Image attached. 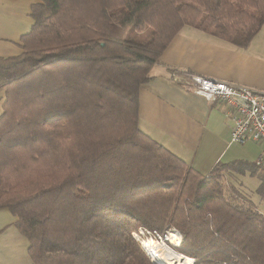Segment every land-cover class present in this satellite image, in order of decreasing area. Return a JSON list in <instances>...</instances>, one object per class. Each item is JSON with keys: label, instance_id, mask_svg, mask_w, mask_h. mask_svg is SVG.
<instances>
[{"label": "trees", "instance_id": "obj_1", "mask_svg": "<svg viewBox=\"0 0 264 264\" xmlns=\"http://www.w3.org/2000/svg\"><path fill=\"white\" fill-rule=\"evenodd\" d=\"M29 16L21 52L0 57V208L30 264H152L139 225L176 229L193 264H264V213L230 180L260 168L235 159L201 173L137 114L174 34L193 26L245 48L264 0H38Z\"/></svg>", "mask_w": 264, "mask_h": 264}, {"label": "crops", "instance_id": "obj_2", "mask_svg": "<svg viewBox=\"0 0 264 264\" xmlns=\"http://www.w3.org/2000/svg\"><path fill=\"white\" fill-rule=\"evenodd\" d=\"M37 1L0 0V57L21 52L20 38L33 24L30 7ZM173 73L264 90V24L245 48L196 27H182L153 65L151 79L139 87L138 126L185 163L207 173L217 161L245 158L252 145L242 148L229 141L231 123L221 108L175 81ZM14 220L8 209L0 208V264H30L28 239Z\"/></svg>", "mask_w": 264, "mask_h": 264}, {"label": "built area", "instance_id": "obj_3", "mask_svg": "<svg viewBox=\"0 0 264 264\" xmlns=\"http://www.w3.org/2000/svg\"><path fill=\"white\" fill-rule=\"evenodd\" d=\"M173 79L207 101L217 104L230 120L229 141L235 144L246 142L261 143L264 147V90L252 89L215 79L205 78L193 73H173ZM253 163L264 170V149ZM152 264H173L174 258H193L180 253L181 234L174 228L157 230L139 225L131 232ZM154 247L161 248L167 255L155 254ZM169 257H173L168 260Z\"/></svg>", "mask_w": 264, "mask_h": 264}, {"label": "rangeland", "instance_id": "obj_4", "mask_svg": "<svg viewBox=\"0 0 264 264\" xmlns=\"http://www.w3.org/2000/svg\"><path fill=\"white\" fill-rule=\"evenodd\" d=\"M248 144H251L252 146L250 147V149H249V151L247 153L250 154V155L254 154L255 156L253 158H250L248 156V154H245V158H240V159L237 158V159H239V160H248V161L252 162V161H254V159L264 149L263 144H261V143L257 144V143H253V142L252 143L251 142H246L244 144H239V145L243 146L242 148H244ZM262 171L263 170H259V172H257L256 174H252V173H249L248 170H246V171L238 174L237 177H238L239 181H237V177L236 176H234V178L231 177L230 180H231V183L233 184V185L231 184L232 186H234L237 190L242 192L246 196V199L252 200L253 203L255 204V206L259 209V211L264 213V198H262V199L259 198L260 196L255 191V189L257 187L256 185L259 184L258 175ZM224 182H225V180H224ZM229 183H230V181H229ZM229 183L227 184V182H225V186L229 187V185H230ZM166 228L164 227V229H166ZM188 257H190V256H188Z\"/></svg>", "mask_w": 264, "mask_h": 264}, {"label": "bare ground", "instance_id": "obj_5", "mask_svg": "<svg viewBox=\"0 0 264 264\" xmlns=\"http://www.w3.org/2000/svg\"><path fill=\"white\" fill-rule=\"evenodd\" d=\"M154 251H155V254H158L161 257L164 256V258L167 259V255L161 248L154 247ZM171 258L173 257H169L168 260ZM174 259L175 260L173 261V264H191V261L189 258H174ZM170 264L172 263L170 262Z\"/></svg>", "mask_w": 264, "mask_h": 264}]
</instances>
